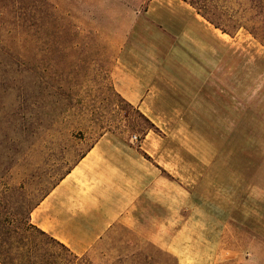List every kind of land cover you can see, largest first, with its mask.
Wrapping results in <instances>:
<instances>
[{
  "label": "rangeland",
  "instance_id": "374dc122",
  "mask_svg": "<svg viewBox=\"0 0 264 264\" xmlns=\"http://www.w3.org/2000/svg\"><path fill=\"white\" fill-rule=\"evenodd\" d=\"M191 1L0 0V249L33 250L9 261L180 264L175 243L121 223L75 257L27 222V202L113 132L149 133L153 158L186 178L169 237L192 262L205 248L203 264H264V44L238 23L258 0H196L219 27Z\"/></svg>",
  "mask_w": 264,
  "mask_h": 264
},
{
  "label": "crops",
  "instance_id": "0c3cea01",
  "mask_svg": "<svg viewBox=\"0 0 264 264\" xmlns=\"http://www.w3.org/2000/svg\"><path fill=\"white\" fill-rule=\"evenodd\" d=\"M141 98L125 94L139 107L145 103ZM148 134L139 145L123 134H102L33 209L31 223L76 255L86 253L109 228L121 223L152 242L175 243V250L167 248L179 263L196 264L189 246L169 237L174 220L188 214L189 183L153 158L146 144ZM198 251V264H203L208 250Z\"/></svg>",
  "mask_w": 264,
  "mask_h": 264
},
{
  "label": "trees",
  "instance_id": "16d2710c",
  "mask_svg": "<svg viewBox=\"0 0 264 264\" xmlns=\"http://www.w3.org/2000/svg\"><path fill=\"white\" fill-rule=\"evenodd\" d=\"M190 3L193 5H197L198 12L201 13L202 16H204L215 27H219V24L217 22H215L213 20V18H211L209 15H207L206 12L203 10L206 8L204 6V4H198L196 0H193ZM258 4H259V6H257L256 8H253L252 14L250 13L249 16H245L243 13V15H242L243 20H241V22H238V23H239V26L240 25L244 26L246 30H248L255 38H258L264 44V0H258ZM199 5H201V6H199ZM241 23H243V24H241ZM222 31L225 32L226 30L222 28ZM8 172H9V168H1V166H0V181L4 180L6 178ZM38 204H39V202H33V200L27 202V204L25 206V214H26L27 222H30L29 221L30 213ZM5 224L6 223L1 221V219H0V239L1 240L4 239V238H2V236H8L10 233V228L8 226H6ZM16 229H18L17 226L15 227V230L12 229L13 233H15V231L17 232ZM2 230H4V232ZM20 230L22 232H24L25 230H28V228H26V229L21 228ZM41 233L46 234L43 231H41ZM50 238L54 242H56V244H58V245L62 246L63 248L69 250L66 246L59 243L58 241H56L52 237H50ZM32 251H33L32 247H30L28 243H26V242H24V240H22L21 242H19V245H17L14 249L11 247H9L8 250L0 249V264H58L56 262V260H54L55 259L54 256H52L51 254H46V253H45V255H43L41 257V262L30 260L27 263L26 262H24V263H21V262L13 263L12 261H9V257L7 256V253L9 252L10 254H12L15 257L20 258L21 256H28L30 258V257H32ZM23 252H25V253H23ZM74 256L77 257L76 254H74Z\"/></svg>",
  "mask_w": 264,
  "mask_h": 264
},
{
  "label": "built area",
  "instance_id": "2783aa9c",
  "mask_svg": "<svg viewBox=\"0 0 264 264\" xmlns=\"http://www.w3.org/2000/svg\"><path fill=\"white\" fill-rule=\"evenodd\" d=\"M131 139H135L137 141V136L133 135L131 136Z\"/></svg>",
  "mask_w": 264,
  "mask_h": 264
}]
</instances>
